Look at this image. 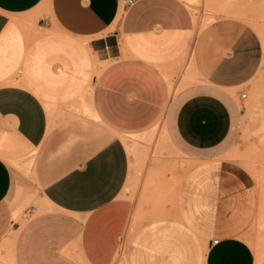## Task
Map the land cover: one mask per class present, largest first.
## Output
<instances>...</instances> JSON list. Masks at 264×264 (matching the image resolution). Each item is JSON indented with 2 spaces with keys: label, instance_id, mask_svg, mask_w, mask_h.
<instances>
[{
  "label": "crops",
  "instance_id": "crops-1",
  "mask_svg": "<svg viewBox=\"0 0 264 264\" xmlns=\"http://www.w3.org/2000/svg\"><path fill=\"white\" fill-rule=\"evenodd\" d=\"M245 2L202 31L187 0H0V264H116L136 205L130 154L145 152L165 109L177 140L205 158L188 163L218 164L174 190L162 183L164 214L135 229L128 264H253L243 238L256 182L211 157L233 125L229 93L264 60ZM199 35L230 37L205 46L218 53L201 59L203 84L171 102L166 74ZM31 182L39 210L20 225Z\"/></svg>",
  "mask_w": 264,
  "mask_h": 264
},
{
  "label": "rangeland",
  "instance_id": "rangeland-1",
  "mask_svg": "<svg viewBox=\"0 0 264 264\" xmlns=\"http://www.w3.org/2000/svg\"><path fill=\"white\" fill-rule=\"evenodd\" d=\"M244 1H246V6L255 8L254 11L250 9L247 14L252 17L250 19L255 23L258 33L261 32L264 37V0H187V3L194 8L198 17L201 16V20L200 18L199 20L203 24V31L217 17L238 16V13L231 8L234 5H242ZM259 21L260 26L258 25ZM229 37L228 35H199L197 37L196 45L184 54L181 64L177 66L175 72L166 74L170 79L171 96L169 99L171 98V102L180 95L196 91L203 84L201 62L203 63L204 60L201 61V59L210 60V57H214L218 53L207 50V45L214 48L218 42L225 43ZM261 41L264 49V40L261 39ZM203 47L204 49H202ZM94 73L96 74L97 70H94ZM241 93H245L246 97L241 98ZM229 95L234 102L231 132L226 140L213 150L211 157L237 164L249 172L256 182L259 191V206L243 239L253 252V264H264V60L256 75L238 91H232ZM154 127L153 131L143 135L150 139L144 144L145 155L142 153V149L139 151L136 147L130 154L133 159L132 174L125 188L129 190L126 196L131 198L136 205L127 236L120 246L119 254L116 255L114 261L116 264H128L130 237L135 229L143 221L164 214L161 205L165 201L162 198L164 190L162 183L166 185L165 190L168 187L174 190L190 169L192 172L209 170L212 167H217L218 164L191 166L188 163L201 161L205 158L201 154L187 150L177 140L171 128L168 109H165L151 125L146 127V131ZM139 138V142H143L141 137ZM22 173L29 178L30 174ZM26 189H28L27 193L32 194L36 200L21 201V220L18 221L20 225L25 221L23 214H26V218L29 216L26 210L33 206L37 212L38 204L41 201L38 189L33 186L32 182ZM21 192L22 189L20 194ZM20 194H17L13 203L20 202Z\"/></svg>",
  "mask_w": 264,
  "mask_h": 264
},
{
  "label": "built area",
  "instance_id": "built-area-1",
  "mask_svg": "<svg viewBox=\"0 0 264 264\" xmlns=\"http://www.w3.org/2000/svg\"><path fill=\"white\" fill-rule=\"evenodd\" d=\"M120 1H121L122 5L124 7L133 6L137 2V0H120ZM240 96H241V98H244V97H246V94L245 93H241ZM213 242H216V240H214Z\"/></svg>",
  "mask_w": 264,
  "mask_h": 264
},
{
  "label": "bare ground",
  "instance_id": "bare-ground-1",
  "mask_svg": "<svg viewBox=\"0 0 264 264\" xmlns=\"http://www.w3.org/2000/svg\"><path fill=\"white\" fill-rule=\"evenodd\" d=\"M193 2V1H192ZM191 4V3H190ZM217 7V6H216ZM191 13H195L193 10H192V8H191ZM195 15V14H194ZM119 18V17H118ZM195 18V17H194ZM196 19V18H195ZM260 34H261V37H262V39L264 40V37H263V35H262V33L260 32ZM168 78V77H167ZM169 79V78H168ZM170 84V83H169ZM143 140V139H142ZM133 222V221H132ZM134 224V223H133ZM132 227V226H131ZM133 228V227H132Z\"/></svg>",
  "mask_w": 264,
  "mask_h": 264
}]
</instances>
